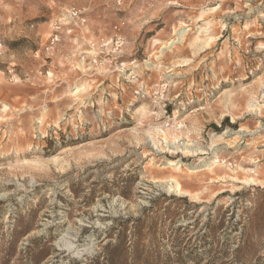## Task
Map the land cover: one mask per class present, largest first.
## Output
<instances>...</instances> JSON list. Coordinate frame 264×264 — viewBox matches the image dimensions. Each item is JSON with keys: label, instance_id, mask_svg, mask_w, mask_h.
<instances>
[{"label": "rangeland", "instance_id": "374dc122", "mask_svg": "<svg viewBox=\"0 0 264 264\" xmlns=\"http://www.w3.org/2000/svg\"><path fill=\"white\" fill-rule=\"evenodd\" d=\"M0 264H264V0H0Z\"/></svg>", "mask_w": 264, "mask_h": 264}, {"label": "built area", "instance_id": "2783aa9c", "mask_svg": "<svg viewBox=\"0 0 264 264\" xmlns=\"http://www.w3.org/2000/svg\"><path fill=\"white\" fill-rule=\"evenodd\" d=\"M118 3L120 2V0H116ZM71 15L73 16V17H78V13L76 12V11H72L71 12ZM114 29H116L117 31L115 32V35H114V44L115 45H117V46H119V45H121V43H122V37H121V35L118 33V27H117V25L116 26H114ZM56 35L55 36H53V40L54 39H56Z\"/></svg>", "mask_w": 264, "mask_h": 264}, {"label": "crops", "instance_id": "0c3cea01", "mask_svg": "<svg viewBox=\"0 0 264 264\" xmlns=\"http://www.w3.org/2000/svg\"><path fill=\"white\" fill-rule=\"evenodd\" d=\"M86 1H87V2H90L91 0H86ZM72 8H73V7H72ZM78 10H79V9H78ZM82 11H83V10H82ZM82 11H81V12H82ZM102 30L104 31V28H102L101 31H102Z\"/></svg>", "mask_w": 264, "mask_h": 264}, {"label": "trees", "instance_id": "16d2710c", "mask_svg": "<svg viewBox=\"0 0 264 264\" xmlns=\"http://www.w3.org/2000/svg\"><path fill=\"white\" fill-rule=\"evenodd\" d=\"M215 127V125H213ZM216 128V127H215Z\"/></svg>", "mask_w": 264, "mask_h": 264}]
</instances>
